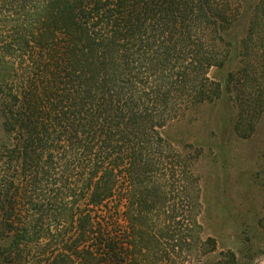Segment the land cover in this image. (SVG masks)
Here are the masks:
<instances>
[{
    "label": "trees",
    "instance_id": "obj_1",
    "mask_svg": "<svg viewBox=\"0 0 264 264\" xmlns=\"http://www.w3.org/2000/svg\"><path fill=\"white\" fill-rule=\"evenodd\" d=\"M250 8L238 39L240 0H0V264H199L216 250L193 155L163 129L232 86L235 129L253 134L264 0Z\"/></svg>",
    "mask_w": 264,
    "mask_h": 264
},
{
    "label": "rangeland",
    "instance_id": "obj_2",
    "mask_svg": "<svg viewBox=\"0 0 264 264\" xmlns=\"http://www.w3.org/2000/svg\"><path fill=\"white\" fill-rule=\"evenodd\" d=\"M255 2L240 0L241 17L233 31L238 39L246 33V16ZM210 76L224 82L226 72L213 68ZM232 89L228 97L203 103L163 129L169 143L193 155L200 178V221L217 247L199 264H264V105L253 134L243 137L235 129L241 115ZM241 95L243 103L246 95ZM244 102L251 111L248 100ZM247 126L245 121L242 130ZM3 140L0 114V146Z\"/></svg>",
    "mask_w": 264,
    "mask_h": 264
}]
</instances>
